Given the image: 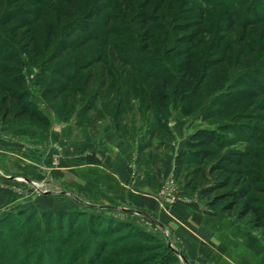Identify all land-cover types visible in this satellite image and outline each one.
<instances>
[{"label":"rangeland","instance_id":"1","mask_svg":"<svg viewBox=\"0 0 264 264\" xmlns=\"http://www.w3.org/2000/svg\"><path fill=\"white\" fill-rule=\"evenodd\" d=\"M181 1L154 0L155 5L162 3L170 12L163 22L158 14L162 36L154 24L148 23L146 28L154 39L147 42L134 15L128 12L121 16L118 12L119 5L131 6L139 12V0H37V4L35 0H0V98L11 96V92L3 91L10 87L20 101L11 97L12 112L20 108L17 103H28L35 109L43 104L53 113L50 107L58 109L62 97L55 93L44 96L43 92L48 87L56 92L67 84L60 74L67 78L71 66H84L87 59L102 54L104 64L108 63L113 71L111 79H104L112 88L108 90V97L113 94L116 74L122 69L123 81L129 75L144 79L134 70L156 77V80L145 79L149 91L142 103L150 112H156L159 104L161 113L156 117L163 122L168 117L169 105L173 108L180 104L178 97L174 100L170 96L159 103V99L152 102L151 96L171 95L173 87L179 84L183 89L178 96L189 94L180 107H187L185 110L190 112L187 117L192 118L195 129L188 140L196 142L198 147L187 152L192 160L182 166L181 179H174L176 192H181L182 184L185 189L186 182L195 183L199 191L228 183L226 189L215 195L243 188L264 216V85L261 83L264 81V2L218 0L224 2L221 7L211 4L210 0H185L189 2L187 5H181ZM225 11L235 21L231 32L224 31ZM201 15L200 38L192 44L179 42L187 34L178 35L174 25L199 21ZM118 32L124 36H116ZM163 36L167 39L165 44ZM111 42L114 58H122L123 64L130 67L114 61L108 46ZM62 48L66 51L57 58ZM186 55L188 63H184ZM102 66L95 65L72 76L68 93L72 118H76L77 108L91 99L101 79L81 89L80 98L73 99L71 93L83 85L88 72L99 77ZM50 81L53 83L49 86ZM123 87L120 95L123 103L138 100L131 86ZM126 92L129 98H125ZM118 100L113 98L108 103L112 107L109 112ZM53 117L59 120L55 114ZM54 129L61 132L59 127ZM204 132L211 135L210 141L201 140ZM43 184L56 194H48L43 205L34 204L32 208L11 212L0 219V264H91L98 257L92 264H100V258L104 257L121 264L127 258L137 257H117V253L136 250L152 258L162 252L157 250L160 245L167 247L168 239L179 251L169 229H166L167 237L142 217L119 210L89 209L57 182ZM163 186L165 183L157 199L164 209L166 204L160 198ZM229 203L223 201L217 207ZM238 210L239 206L231 215L237 216ZM242 221L255 229L251 215ZM255 230L264 238V225ZM178 260L179 264H185L179 257Z\"/></svg>","mask_w":264,"mask_h":264},{"label":"crops","instance_id":"2","mask_svg":"<svg viewBox=\"0 0 264 264\" xmlns=\"http://www.w3.org/2000/svg\"><path fill=\"white\" fill-rule=\"evenodd\" d=\"M37 107L46 122L0 121V219L45 203L56 193L43 183L57 182L83 203L150 216L170 230L188 264H264L262 235L236 215L209 208L199 192L182 184L180 200L164 209L157 199L163 183L181 179L174 162L195 131L192 118L175 111L158 122L136 100L117 125L96 110L60 121Z\"/></svg>","mask_w":264,"mask_h":264},{"label":"trees","instance_id":"3","mask_svg":"<svg viewBox=\"0 0 264 264\" xmlns=\"http://www.w3.org/2000/svg\"><path fill=\"white\" fill-rule=\"evenodd\" d=\"M22 1V0H20ZM36 4L38 3L37 0H35ZM141 1L139 3L138 9L139 12L134 11L133 7L128 6V7H120V5L118 6V12L121 16H126L128 15V12H131L134 15L135 21H137V23L139 24V26L141 27V29L144 31V35L147 37L146 40L147 42H150L153 38V34H149L148 30H147V25L148 23H152L155 25L156 29L158 31H160L161 36H162V32H163V28L161 27L160 24L158 23V14H160V17L162 19V22L166 20V18H168L169 16V12L164 9L163 4H158L155 5L154 4V0H139ZM208 1V0H207ZM264 2V0H262ZM176 2L178 3V0H176ZM180 2V1H179ZM212 2V3H211ZM189 2H185V0L181 1V5H187ZM211 4H216L219 5L221 7H224V2L223 1H219L218 0H210ZM227 4V3H226ZM229 13L225 11V30L224 31H228L231 32L234 29V25H235V21L232 19V17L230 15H228ZM255 16V15H254ZM261 16V15H259ZM201 20H194L193 22H186L185 24H178V25H174V31L180 34H187L185 36H183L182 38H180V40H178L179 42L181 41L182 43H186V44H192L194 42H196L200 36L203 34V30H202V18L203 16H200ZM261 18V17H260ZM254 20H256V18L254 17ZM249 23V22H248ZM248 23H246V27H248L249 25H247ZM190 29H193V31L190 32ZM189 33V34H188ZM116 36L118 37H122L124 36V33L118 32L116 33ZM167 37V35H166ZM165 36H163V44H165L167 42V39ZM114 42V41H113ZM113 42H111L109 46V50L111 51V56L112 58H114V56L112 55V51L114 50V45ZM66 50L62 48V52H60V54H58L57 58L61 57L63 55V53ZM188 56L186 55V58L184 60V63H188L187 60ZM114 61L120 64H123V60L122 58H118L117 60L114 58ZM105 63V58L104 55L102 54H97L95 56H93V58L91 59H87L86 64L84 66H80L78 68L75 67H70V76L65 78L63 75L64 74H60L62 78H64L67 82V84H65L62 88L56 90V92H51V87H48L45 92H43V95H48L51 93H55L56 95H60V97H62L61 100V104L59 106L58 109H53V107L51 106L49 109L53 112V114H55V116L60 120V121H68L69 119H71L72 117L69 115V111H70V107H71V100L68 94L69 90H70V82L73 79L74 76H78V74H80L81 72L87 70V69H91V67L95 66V65H103L102 69L99 73V77H97L93 72H88L86 78L83 81V85L79 86L78 89L71 93L73 96V99H77L80 98V90L83 89H87L89 88L91 85H94L93 83L97 81V78L101 79V81L99 82V84L97 86H95V91L92 94L91 99L86 102L82 107L77 108L76 111V119L80 118L86 114H88L90 111H94L96 110L98 112V116L99 117H104L105 115H108L109 117L112 118L113 122L115 123V125H117V122L119 120V118L121 117L122 113L127 112L128 108L130 107L131 101H126L125 103L122 102L120 95H122L123 90H122V86H124L123 88H125V85H129L131 86L130 88H133V92L135 94H137V101H139L140 104V108L142 111H149L150 109H148L147 107L144 106V104L142 103V98L144 96V94L149 91V87L147 86L145 79H151V80H156L155 76H148L146 73L144 74L142 71L140 70H134V73H137V75H142L144 77L143 80L140 79H136L133 76L131 77V75L127 76V78L123 81V78L120 77L122 75L125 74V72H123L124 69H122V71L118 74H116L118 77L115 81L116 85L114 87V92L113 94H110V97H108V90H112L111 86L109 87V84H105V78L111 79V73H113V71L111 69H109L108 67V63L107 65L104 64ZM125 67H130L129 64H123ZM57 74V73H54ZM66 75V74H65ZM73 76V77H72ZM72 77V78H71ZM53 82L50 81V83H48V85L50 86ZM261 83H263L264 85V81H261ZM183 87V86H182ZM182 87L179 86V84H176L173 87V90L171 92V95H166V94H158V96H151L152 98V102H154L155 100L159 99V103L166 101L170 96L173 97L174 100L177 99V101L181 104H184V101L187 99V97L189 96L188 93H184L183 95L180 94L178 96V92L182 91ZM3 91H5V93H10L11 92V96L8 98L6 95L2 96L0 98V121L5 122L7 119H23V118H27L29 120H33V121H37V122H46V119L44 118V116L34 107H32L30 104L28 105L25 103H21L18 104L19 105V109H17L16 111H11L13 106V101L12 98L15 99V101H19V98L16 99V97H14V93L12 91V88L10 87H6L3 89ZM106 91H107V96H106ZM106 96V97H105ZM129 92L125 93V98H129ZM111 98V99H110ZM113 98H119V100L117 102H115V106L113 108V111L109 112L111 108H109L108 103L113 101ZM130 100V99H129ZM20 102V101H19ZM171 104L175 103L170 101ZM180 104H177V106L173 107L169 105L168 107V117L167 119H165L163 122H166L170 116L172 115V112L174 111H180L184 116H188L190 114V112H187V107L184 108L180 107ZM11 105V106H10ZM157 110L156 112H152L156 118V120L158 122H161V119L159 117H156V114H160V107L159 104L156 105ZM183 108V109H182ZM186 109V110H185ZM48 123V122H47ZM198 135V134H197ZM210 134L207 132H204L201 135V140L203 142H208L210 141ZM198 146H196V142L192 141V140H187L186 142V148L185 151L179 153L176 158H175V162H174V168H175V175L176 176H180L182 174L181 172V168L183 165L186 164H190V160H192V158H190L189 154L187 153L189 150L194 151L193 149H196ZM228 186V183H222V184H217V186H215L214 188H204V189H200L197 190L195 183L191 184V183H187L185 184V189L189 190V191H193V192H198L200 193V195L207 201V206L211 209H219L217 206L222 203L223 201H229L230 203L227 204L226 206H221L220 210L231 214L233 213L237 207L239 206V210H238V214L237 217L238 219L242 220L244 218H246L248 215H251L253 217V221H254V228L255 229H259L261 227H263L264 225V216L262 214H260L257 210L256 207H254V202L252 200H250V198L248 197V192L245 191V189L243 188H238L237 190L233 191V192H225L224 194H220V195H215V193L220 192L224 189H226V187ZM215 195V196H214ZM217 207V208H216ZM89 208V207H87ZM89 209H94V208H89ZM1 232V231H0ZM107 235V234H105ZM2 236V235H0ZM2 250V247L0 246V251ZM158 251H162L159 254H155L152 256V258H149L148 256H143L142 251H127L125 253H117V257H121L122 255L124 256H128V255H135L137 258L135 260H129L128 258L126 259L125 262H122L121 264H179V260L178 257L174 254V252L168 248V246L165 248H163V246H159V248H157ZM103 252H105V250H103ZM98 258L94 259V262L96 260H98ZM92 260L90 261V263H94ZM100 264H119L117 262L114 261H109L107 258H100Z\"/></svg>","mask_w":264,"mask_h":264},{"label":"water","instance_id":"4","mask_svg":"<svg viewBox=\"0 0 264 264\" xmlns=\"http://www.w3.org/2000/svg\"><path fill=\"white\" fill-rule=\"evenodd\" d=\"M73 198L75 200H77L79 203H81L82 205L86 206V207H89V208H94V209H104V210H108V209H112V210H119L121 212H124V213H128V214H132V215H137L139 217H142L143 219L147 220L148 222H150L151 224L159 227L161 229V231L163 233L166 232V229L163 225H161L159 222H157L156 220H154L153 218H151L150 216L144 214V213H141V212H137V211H134V210H128V209H121V208H116V207H103V206H92L90 204H87V203H83L81 202L77 197L73 196ZM168 248H170L178 257L181 261H183V263L185 264H188L187 261L182 257L181 253L174 250L171 246L170 243H168Z\"/></svg>","mask_w":264,"mask_h":264},{"label":"built area","instance_id":"5","mask_svg":"<svg viewBox=\"0 0 264 264\" xmlns=\"http://www.w3.org/2000/svg\"><path fill=\"white\" fill-rule=\"evenodd\" d=\"M56 130V129H55ZM176 188H175V182L173 179L168 180V182H165V186L162 187V191L160 193V198H162L164 200V203L166 204V206H171L173 204H175L176 202H178L180 200V196L179 194L176 192ZM161 199V200H162ZM167 237H169L167 235V230L164 233ZM168 243L171 244L172 248L174 250H176L173 246V244L171 243V240H167V245ZM177 251V250H176ZM179 252V251H178ZM175 254V253H174ZM176 255V254H175ZM177 256V255H176ZM178 257V256H177Z\"/></svg>","mask_w":264,"mask_h":264}]
</instances>
